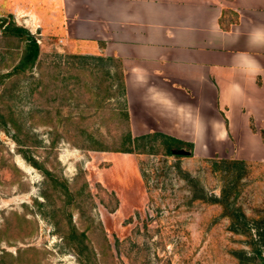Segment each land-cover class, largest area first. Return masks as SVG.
I'll return each mask as SVG.
<instances>
[{
  "label": "rangeland",
  "instance_id": "374dc122",
  "mask_svg": "<svg viewBox=\"0 0 264 264\" xmlns=\"http://www.w3.org/2000/svg\"><path fill=\"white\" fill-rule=\"evenodd\" d=\"M14 2L15 10L0 3L5 25L26 28L39 50L30 67L15 70L24 35L0 27V118L9 129L0 128V264H80L85 252L61 236L66 210L95 246L87 263L264 264L256 228L264 226V159L245 160L237 192L225 200L233 208L227 214L214 197L230 176L213 168L215 154L89 147L117 146L126 128L117 60L37 31L24 9L29 1ZM110 83L116 93L106 97ZM20 151L76 194L50 193L41 216L32 200H44L43 175Z\"/></svg>",
  "mask_w": 264,
  "mask_h": 264
},
{
  "label": "crops",
  "instance_id": "0c3cea01",
  "mask_svg": "<svg viewBox=\"0 0 264 264\" xmlns=\"http://www.w3.org/2000/svg\"><path fill=\"white\" fill-rule=\"evenodd\" d=\"M28 1L36 30L117 60L132 136L264 159V0Z\"/></svg>",
  "mask_w": 264,
  "mask_h": 264
},
{
  "label": "trees",
  "instance_id": "16d2710c",
  "mask_svg": "<svg viewBox=\"0 0 264 264\" xmlns=\"http://www.w3.org/2000/svg\"><path fill=\"white\" fill-rule=\"evenodd\" d=\"M2 32L3 33H12V34H23L24 35V45L22 48V51L20 53V56L18 58V61L16 64H14L12 67L15 70H22L24 67H30L33 62L35 61L37 54H38V43L36 40L33 38L31 33L28 32V30L24 27L18 26V25H12L9 27V25H4L2 27ZM105 57V56H104ZM109 58V57H105ZM1 76V75H0ZM3 76V75H2ZM118 80H117V89L116 92L119 94L123 93V83L121 79V71L119 69L118 71ZM111 84L107 85V91H110L111 89ZM105 93L106 97L111 95V93L114 95L116 92L112 91ZM124 119L126 122V128L125 131H122V133H119V144L117 146H106V145H97V144H92L89 147L94 148V149H101V150H114V151H123V152H132V151H146L147 148H151L155 145H160L165 153L171 154L172 151L170 150L171 148H178L181 146V144H186L191 151V143L186 142L168 135H165L161 132L157 131H152V132H147L144 134H140L137 136H132L128 123H127V117H126V112L124 111ZM10 121H12V118H9ZM7 121L6 119H1L0 118V128L8 133L9 129L7 127ZM13 122V121H12ZM14 126V124L12 123ZM260 135L262 140L264 141V129H260ZM16 142L17 140L14 139ZM23 158L32 166L36 167L39 169V171L43 175V183L45 184V188L41 189L40 195L44 200H38L36 198H33V203L37 206V210L41 216H45L44 210H41V207L43 205L48 204V197L50 196V193H56L59 194L60 192L66 194L68 198H72L76 194V190H70V185L67 183V181L57 175L52 173L49 169L43 167L41 164L37 163L33 159H29L26 155L20 151ZM190 153V152H189ZM187 153V154H189ZM175 155H181L182 153H174ZM213 164V168L218 170L219 172L222 171L224 172V177L230 176L229 181H225L221 187L219 188V197H214V200L223 207L224 211L227 212V214H230L233 212V208H230L228 211V206L226 203V199L231 196L232 193L237 192V186L239 185L241 176L243 172H245V160L236 158V157H217L214 158L211 162ZM48 184V187H47ZM85 185V183H84ZM84 187V186H83ZM49 191L51 192H48ZM79 192V191H78ZM40 207V208H39ZM54 209V206L52 207ZM65 213L66 220H64L63 226H65L64 232L61 234V236L64 237L65 239V244L73 249L75 252H85L84 254L86 255V258L84 257H79L77 261L80 264H97L96 262L94 263H87V260L89 259V255L94 254V248L93 244L86 238L85 235V229H77V227L74 225V223L70 219V211L66 210L63 211V214ZM22 219H25L23 216H21ZM58 222L55 220V223ZM58 224V223H56ZM257 234L263 239L260 245H264V226L257 225ZM255 252L257 255H260L261 250L257 247L254 248ZM94 260V259H93Z\"/></svg>",
  "mask_w": 264,
  "mask_h": 264
},
{
  "label": "water",
  "instance_id": "95a60500",
  "mask_svg": "<svg viewBox=\"0 0 264 264\" xmlns=\"http://www.w3.org/2000/svg\"><path fill=\"white\" fill-rule=\"evenodd\" d=\"M6 20H7V16L0 15V27H3L5 25ZM170 150L172 151V153H186L187 154L190 152L189 149H183L181 146L178 148H171Z\"/></svg>",
  "mask_w": 264,
  "mask_h": 264
},
{
  "label": "bare ground",
  "instance_id": "6f19581e",
  "mask_svg": "<svg viewBox=\"0 0 264 264\" xmlns=\"http://www.w3.org/2000/svg\"><path fill=\"white\" fill-rule=\"evenodd\" d=\"M18 165H19V167L20 168H22L23 170H28V167L24 164V163H22V162H18Z\"/></svg>",
  "mask_w": 264,
  "mask_h": 264
},
{
  "label": "built area",
  "instance_id": "2783aa9c",
  "mask_svg": "<svg viewBox=\"0 0 264 264\" xmlns=\"http://www.w3.org/2000/svg\"><path fill=\"white\" fill-rule=\"evenodd\" d=\"M34 28V27H33ZM58 42L60 41V39L57 40Z\"/></svg>",
  "mask_w": 264,
  "mask_h": 264
}]
</instances>
